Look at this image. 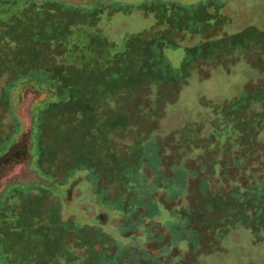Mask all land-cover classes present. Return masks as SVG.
<instances>
[{
	"label": "rangeland",
	"instance_id": "1",
	"mask_svg": "<svg viewBox=\"0 0 264 264\" xmlns=\"http://www.w3.org/2000/svg\"><path fill=\"white\" fill-rule=\"evenodd\" d=\"M232 54H250L264 65V0H0V154L25 128L18 112L22 87L49 93L32 110L33 180L0 192V263L33 264V252L43 259L47 253V264H158L179 254L184 264H195L191 245H167L178 237L166 220L174 196L141 184H150L162 157L175 161L199 142L194 109L207 99L240 95L258 82L263 89L249 105L264 131L263 78L246 82L242 56L236 76L224 67L208 70ZM259 72L250 69L251 76ZM148 80L160 85L137 93ZM201 96L207 99L200 102ZM246 113L241 107L234 120L244 126ZM48 148L54 154L45 159ZM146 148L149 165L135 182L152 204L120 210L111 199L134 194L126 175ZM79 177L83 182L64 207L62 190ZM175 177L169 171L160 180ZM40 199L45 202L35 207ZM101 211L109 214L106 224L98 223ZM226 235L233 252L208 262L219 256V264H264V246L249 231Z\"/></svg>",
	"mask_w": 264,
	"mask_h": 264
},
{
	"label": "trees",
	"instance_id": "2",
	"mask_svg": "<svg viewBox=\"0 0 264 264\" xmlns=\"http://www.w3.org/2000/svg\"><path fill=\"white\" fill-rule=\"evenodd\" d=\"M240 56L246 63L243 67L247 72L246 82L249 80L257 82L258 78L264 80V65L258 64L250 54L249 56L232 54L229 59L219 62L222 64L211 66L208 70L224 67L228 73L236 76L237 72L232 71L236 69L235 60ZM250 69L260 71L259 76H251ZM52 79L56 82L54 77ZM159 85V82L148 80L141 83L135 91L143 94ZM251 88L243 87L240 95L230 93L231 95L214 96L210 99L201 96L199 101L207 99V104L202 105L203 109H194L197 112L194 120L195 128L201 135L199 142L190 143L188 149L180 150L175 161L164 162L162 157L163 162L150 176V184L148 180H144L141 184L142 186L146 182L152 191L154 188L165 189L167 198L174 196L176 206L172 209V215L166 217V220L169 222L170 230L177 232L178 237L167 242V245L175 244L179 250L187 243L191 245L195 253V264H219L218 261L221 260L219 256L213 259L215 261L208 262L209 256H214L216 253H225L229 257L235 243L232 246L226 245L227 232L240 234L249 231L253 243L264 246V131L257 125L260 118H257L256 106L249 105L251 99L258 90L263 89V86L261 87L257 82ZM146 98L153 99L150 93ZM137 106L142 110L145 109L143 104ZM241 107H246L247 110V125L244 126L234 120ZM145 110L150 115L149 108ZM203 111H207L209 117L202 115ZM164 117L165 115L159 119ZM228 129L230 131L224 135L223 133ZM141 133L147 136L146 132ZM158 134L165 135L164 132ZM129 142L132 141H125L124 144ZM47 151L45 159H49V156L52 157L54 154L49 148ZM150 152L151 150L146 148L143 158L127 172L126 187L134 194L129 198L118 194L111 199L113 203L118 204V209L123 210L126 206L129 209H141L144 205L152 204V197H147L146 192L144 196L137 193L138 185L135 182L136 174L140 172L142 166L149 165ZM77 166H80L79 162L76 166L72 164V168ZM169 171L176 174L175 179L161 182L160 175ZM154 204L161 205L159 201H154ZM37 205L39 206L36 204L35 207ZM35 211L37 212V209ZM176 215H179L178 221L174 220ZM140 238L142 239L143 236ZM237 239L241 242L239 238ZM184 257L185 254L175 255L169 259L165 258L158 264H184ZM1 260L2 264H9L6 260ZM125 264L136 263L125 262Z\"/></svg>",
	"mask_w": 264,
	"mask_h": 264
},
{
	"label": "water",
	"instance_id": "3",
	"mask_svg": "<svg viewBox=\"0 0 264 264\" xmlns=\"http://www.w3.org/2000/svg\"><path fill=\"white\" fill-rule=\"evenodd\" d=\"M89 1V0H77ZM49 93L36 88L32 84L22 87L19 94L18 112L22 117L25 128L19 139L5 154L0 156V192L10 183L19 179H30L31 170L29 166V147L31 134L32 110L35 104L47 99Z\"/></svg>",
	"mask_w": 264,
	"mask_h": 264
},
{
	"label": "flooded vegetation",
	"instance_id": "4",
	"mask_svg": "<svg viewBox=\"0 0 264 264\" xmlns=\"http://www.w3.org/2000/svg\"><path fill=\"white\" fill-rule=\"evenodd\" d=\"M19 141V140H18ZM18 141H16V142H14L10 147H8L5 151H3L1 154H0V156H2L3 154H5L14 144H16ZM31 142H32V133L30 134V146H31ZM30 148V147H29ZM29 153H30V150H29ZM31 158H32V156H31V154H30V159H29V167H30V162H31ZM31 177L33 176L32 174L30 175ZM33 179H27V180H25V179H19V180H17V181H14V182H12V183H10L9 185H13V184H20V183H27V182H30V181H32ZM81 182H83L82 181V178L81 177H79V178H76V179H74V180H72L70 183H69V185L68 186H66L63 190H62V196L60 197L61 199H62V201H61V203L63 204L64 203V207H67V206H70L71 205V203H72V201H73V199H74V197H75V189H76V187L81 183ZM9 185H7L6 187H5V189L9 186ZM66 185V184H65ZM113 198V197H112ZM45 201H40V200H38V201H36V202H33V204H34V206L36 205V204H40L41 206H42V204L44 203ZM59 200H57V204H59ZM56 206V205H55ZM55 206H52V208H53V211H54V208H56ZM42 208V207H41ZM100 215V216H99ZM97 217H98V223H101V224H106L107 223V221H108V219H109V214L107 213V212H105V211H101L100 212V214H99ZM102 217H104V218H102ZM95 223H97V221L95 222ZM59 249H60V251H62V250H64V249H61V248H58L57 250L59 251ZM59 251V253H61ZM45 255L44 256H46V258L45 259H43V258H41L42 257V255L41 254H39L38 253V255H37V253H33L32 252V254H30V256H32V258H34V260L33 261H31L33 264H47V260H48V257H47V253H44ZM39 257V259L37 258V261H36V258L35 257ZM0 264H2V263H0ZM50 264H53V262H50Z\"/></svg>",
	"mask_w": 264,
	"mask_h": 264
}]
</instances>
